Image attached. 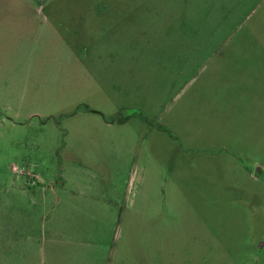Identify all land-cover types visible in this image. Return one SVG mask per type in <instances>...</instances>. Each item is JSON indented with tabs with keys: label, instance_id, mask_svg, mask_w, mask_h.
<instances>
[{
	"label": "rangeland",
	"instance_id": "obj_1",
	"mask_svg": "<svg viewBox=\"0 0 264 264\" xmlns=\"http://www.w3.org/2000/svg\"><path fill=\"white\" fill-rule=\"evenodd\" d=\"M0 264H264V0H0Z\"/></svg>",
	"mask_w": 264,
	"mask_h": 264
},
{
	"label": "water",
	"instance_id": "obj_2",
	"mask_svg": "<svg viewBox=\"0 0 264 264\" xmlns=\"http://www.w3.org/2000/svg\"><path fill=\"white\" fill-rule=\"evenodd\" d=\"M260 172V169L259 168H256V173Z\"/></svg>",
	"mask_w": 264,
	"mask_h": 264
}]
</instances>
